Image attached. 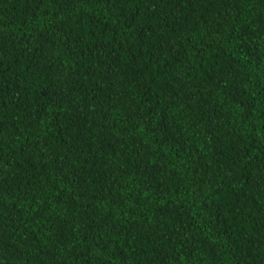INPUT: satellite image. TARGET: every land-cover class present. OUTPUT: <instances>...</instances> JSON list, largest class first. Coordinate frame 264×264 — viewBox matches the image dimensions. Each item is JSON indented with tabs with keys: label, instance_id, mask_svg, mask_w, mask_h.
<instances>
[{
	"label": "trees",
	"instance_id": "1",
	"mask_svg": "<svg viewBox=\"0 0 264 264\" xmlns=\"http://www.w3.org/2000/svg\"><path fill=\"white\" fill-rule=\"evenodd\" d=\"M0 264H264V0H0Z\"/></svg>",
	"mask_w": 264,
	"mask_h": 264
}]
</instances>
